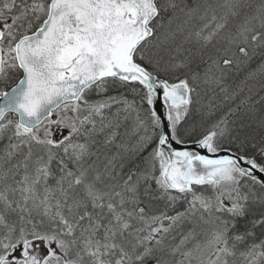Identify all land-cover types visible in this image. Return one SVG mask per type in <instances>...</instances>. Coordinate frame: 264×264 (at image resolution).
<instances>
[{"label": "snow or ice", "instance_id": "6c2138e0", "mask_svg": "<svg viewBox=\"0 0 264 264\" xmlns=\"http://www.w3.org/2000/svg\"><path fill=\"white\" fill-rule=\"evenodd\" d=\"M0 264H264V0H0Z\"/></svg>", "mask_w": 264, "mask_h": 264}, {"label": "bare ground", "instance_id": "6f19581e", "mask_svg": "<svg viewBox=\"0 0 264 264\" xmlns=\"http://www.w3.org/2000/svg\"><path fill=\"white\" fill-rule=\"evenodd\" d=\"M257 60L252 61L248 65V67L255 69L257 67ZM242 77H243V71L238 75L236 82H239V80L242 79ZM209 224H212V223L198 222L195 226L188 224V223L178 224V226L180 225V227L173 230V232L170 234V237L172 236L173 238L168 240V243H171V241H173L170 245L172 246L179 245L181 241L183 240L184 236L191 231L193 233L192 238L187 240L183 246L184 249H191L195 243L197 244V243H202L205 241L206 239L205 235L207 233V227ZM198 229H200V232H198ZM209 233L211 235V232ZM210 235L208 234V237ZM176 259H179V256H177Z\"/></svg>", "mask_w": 264, "mask_h": 264}, {"label": "rangeland", "instance_id": "374dc122", "mask_svg": "<svg viewBox=\"0 0 264 264\" xmlns=\"http://www.w3.org/2000/svg\"><path fill=\"white\" fill-rule=\"evenodd\" d=\"M212 229H213V225L209 224L208 227H207V233L205 235L206 238H208V234H210L209 232H212Z\"/></svg>", "mask_w": 264, "mask_h": 264}, {"label": "trees", "instance_id": "16d2710c", "mask_svg": "<svg viewBox=\"0 0 264 264\" xmlns=\"http://www.w3.org/2000/svg\"><path fill=\"white\" fill-rule=\"evenodd\" d=\"M178 227H180V225H179V226L177 225V226L175 227V229L178 228ZM198 232H200V229H198ZM209 235H210V234H209ZM172 238H173V237H172V236L170 237V235H169L168 240H170V239H172ZM205 240H206V239H205ZM203 241H204V240H203ZM172 242H173V241H171V243H172ZM171 243H169V244H171ZM195 244H196V243H195ZM195 244H194V245H195ZM194 245H193V246H194Z\"/></svg>", "mask_w": 264, "mask_h": 264}]
</instances>
